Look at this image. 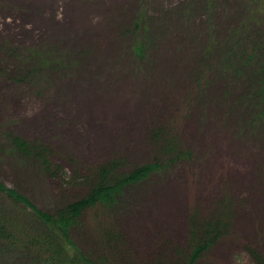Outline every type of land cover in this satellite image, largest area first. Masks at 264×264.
Wrapping results in <instances>:
<instances>
[{"label": "rangeland", "instance_id": "rangeland-1", "mask_svg": "<svg viewBox=\"0 0 264 264\" xmlns=\"http://www.w3.org/2000/svg\"><path fill=\"white\" fill-rule=\"evenodd\" d=\"M263 68L264 0H0V183L54 214L149 172L72 230L96 263L98 217L123 236L110 264H182L218 219L194 263L262 264ZM19 249L0 242V264H45Z\"/></svg>", "mask_w": 264, "mask_h": 264}, {"label": "trees", "instance_id": "trees-1", "mask_svg": "<svg viewBox=\"0 0 264 264\" xmlns=\"http://www.w3.org/2000/svg\"><path fill=\"white\" fill-rule=\"evenodd\" d=\"M139 48L140 50L136 52L141 54L144 50V46H139ZM252 58L253 56L249 59ZM258 74L261 79L259 81V91L255 95V106L259 105L260 107L261 118L264 117V68ZM248 98L249 96H247V100ZM256 117L255 115L253 122L259 121ZM12 145L14 151L21 153L24 159H28L30 156L34 155L33 147L21 139L13 140ZM40 158L44 170L54 175L52 164L43 156V153ZM152 167L153 171L159 170L160 168V166L157 165ZM150 169L151 168L146 170L149 171ZM148 173L149 172L143 173L140 171L136 175H129L113 183H106V180H103L100 185L95 187L87 196L68 204L65 208L54 214L40 210L26 196L0 183V196L7 200V206H5L6 204L0 206V242H3L9 248H20L19 250L23 252L34 253L38 263L110 264L113 260L109 262L108 255H112L110 258L115 259V256L111 254V252H115L117 243L122 242L124 244L122 234L114 226L109 227L108 223H105L107 226H102L104 222L96 217V220L99 221L97 227L101 225L102 233L100 240L103 249L108 251L107 254L97 256V263L91 258V256H93L91 253V256L84 253L80 245H76L72 239V230L75 227H85V221L83 220L89 210L110 208L115 205L119 201L128 183L142 181ZM13 209L24 212L35 222H39L43 229L35 227L34 225L28 228L26 222L19 219ZM223 222L222 219H218L214 224H208L211 228L208 227L207 231H202L193 225L194 227L191 228L189 233L192 253L182 264H195L194 262L198 257L214 244L218 236L217 232L219 227L223 226ZM119 246L122 245L120 244ZM119 252H122V250L119 249ZM94 253L97 252L93 251V254ZM255 258H257L256 255ZM259 259L260 258L256 259L258 263ZM262 264H264L263 261Z\"/></svg>", "mask_w": 264, "mask_h": 264}]
</instances>
